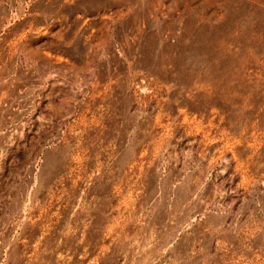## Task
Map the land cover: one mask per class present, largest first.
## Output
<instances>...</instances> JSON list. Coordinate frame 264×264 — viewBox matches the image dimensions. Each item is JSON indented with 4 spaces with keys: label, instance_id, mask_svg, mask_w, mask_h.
<instances>
[{
    "label": "rangeland",
    "instance_id": "374dc122",
    "mask_svg": "<svg viewBox=\"0 0 264 264\" xmlns=\"http://www.w3.org/2000/svg\"><path fill=\"white\" fill-rule=\"evenodd\" d=\"M0 264H264V0H0Z\"/></svg>",
    "mask_w": 264,
    "mask_h": 264
},
{
    "label": "bare ground",
    "instance_id": "6f19581e",
    "mask_svg": "<svg viewBox=\"0 0 264 264\" xmlns=\"http://www.w3.org/2000/svg\"><path fill=\"white\" fill-rule=\"evenodd\" d=\"M86 76V75H85ZM83 77V76H82ZM87 78V77H86ZM83 80V79H82ZM41 137V136H40ZM30 160V159H29Z\"/></svg>",
    "mask_w": 264,
    "mask_h": 264
}]
</instances>
